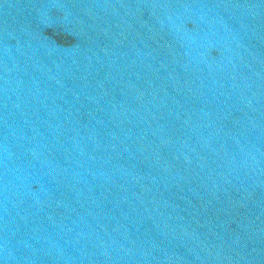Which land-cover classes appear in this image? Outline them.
I'll list each match as a JSON object with an SVG mask.
<instances>
[{
	"label": "water",
	"instance_id": "1",
	"mask_svg": "<svg viewBox=\"0 0 264 264\" xmlns=\"http://www.w3.org/2000/svg\"><path fill=\"white\" fill-rule=\"evenodd\" d=\"M0 264H264V0H0Z\"/></svg>",
	"mask_w": 264,
	"mask_h": 264
}]
</instances>
